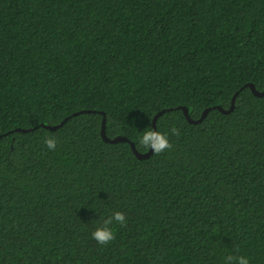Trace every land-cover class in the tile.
Segmentation results:
<instances>
[{
  "label": "trees",
  "instance_id": "obj_1",
  "mask_svg": "<svg viewBox=\"0 0 264 264\" xmlns=\"http://www.w3.org/2000/svg\"><path fill=\"white\" fill-rule=\"evenodd\" d=\"M248 83L264 88V0H0V264H264V97ZM178 107L213 109L191 124ZM163 109L159 154L100 136L103 113L144 153Z\"/></svg>",
  "mask_w": 264,
  "mask_h": 264
},
{
  "label": "clouds",
  "instance_id": "obj_2",
  "mask_svg": "<svg viewBox=\"0 0 264 264\" xmlns=\"http://www.w3.org/2000/svg\"><path fill=\"white\" fill-rule=\"evenodd\" d=\"M172 135L178 136L179 129L173 127L171 129ZM47 147L50 150H54L56 147V141L52 138H48L44 141ZM140 144L145 148H151L152 151L156 154H159L166 149L171 148V144L169 143L168 137L165 134L158 133L155 131H148L140 138ZM125 214L122 212H114L111 217L104 219L103 226L97 227L92 232V238L97 241V243L101 245H106L109 242L115 240V233L111 227H109L113 221L120 225L125 224ZM225 264H249V260L244 256H227L225 258Z\"/></svg>",
  "mask_w": 264,
  "mask_h": 264
},
{
  "label": "water",
  "instance_id": "obj_3",
  "mask_svg": "<svg viewBox=\"0 0 264 264\" xmlns=\"http://www.w3.org/2000/svg\"><path fill=\"white\" fill-rule=\"evenodd\" d=\"M246 87H248L251 91V93L256 96V97H264V88L261 90V91H258L256 90V88L254 87L253 84L251 83H248L245 85ZM238 92L234 94V96L232 97L231 99V103H230V107L228 109H224V108H221L219 106H215L213 107L214 109L218 110L219 112H221L222 114H228L230 113L233 109H234V101H235V97L237 96ZM182 110L183 112V115L185 117V119L187 120V122L191 123V124H198L200 123L204 117L206 116V114L208 113V111L210 109H213V108H208L206 110H204L200 116V118H198L197 120H192L189 115H188V110L187 108L185 107H178ZM170 109H163L161 111H159L153 118V131L156 132V127H155V122L157 120V118L164 114L165 112L169 111ZM92 111L90 110H83V111H79V112H76V113H73L71 116L69 117H66L64 120H62L59 124H56V125H40L41 127L49 130V131H55L57 130L58 128H60L69 118L71 117H74L78 114H82V113H90ZM103 115V119H102V124H101V130H100V136L102 138V140L106 143H118V142H126L129 144L130 146V149L132 151V153L134 154V156L138 159V160H144V159H147L149 158V156L153 153L152 149L149 147L148 151L144 152V153H140L136 150L135 146H134V143L131 142L129 139H127L126 137H123V136H116L114 138H108L106 136V133H105V117H104V114L102 113ZM36 129V128H34ZM31 129H21V128H17L16 131L17 132H22V133H25V132H28L30 131ZM1 137V135H0Z\"/></svg>",
  "mask_w": 264,
  "mask_h": 264
}]
</instances>
